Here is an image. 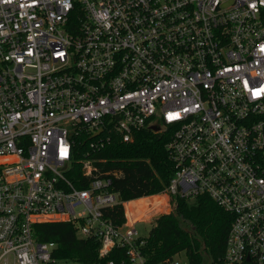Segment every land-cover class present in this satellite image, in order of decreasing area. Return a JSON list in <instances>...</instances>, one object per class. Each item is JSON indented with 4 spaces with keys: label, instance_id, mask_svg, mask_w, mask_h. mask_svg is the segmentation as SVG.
<instances>
[{
    "label": "built area",
    "instance_id": "obj_1",
    "mask_svg": "<svg viewBox=\"0 0 264 264\" xmlns=\"http://www.w3.org/2000/svg\"><path fill=\"white\" fill-rule=\"evenodd\" d=\"M154 126L169 197L233 215L215 264H264V0H0V264L55 262L35 224L60 221L107 264H148L137 222L109 215L134 199L92 155Z\"/></svg>",
    "mask_w": 264,
    "mask_h": 264
},
{
    "label": "trees",
    "instance_id": "obj_2",
    "mask_svg": "<svg viewBox=\"0 0 264 264\" xmlns=\"http://www.w3.org/2000/svg\"><path fill=\"white\" fill-rule=\"evenodd\" d=\"M82 139L75 149L77 159L85 158L89 150L87 137L83 136ZM169 139L170 131L152 128L138 131L132 142H124L114 134L112 140L92 156L99 159L95 164L101 171H115L119 175L114 180L113 188L121 193L123 199L146 197L140 204L149 207L156 200L150 204L148 199H152L153 195H148L164 192L174 174L175 165L166 147ZM80 170L78 167V174ZM73 179L80 187L87 184L85 178ZM172 202L176 205V211L158 216L146 237L147 243L143 248L148 264L170 260L182 251L189 256L188 264L217 263L224 255L233 215L207 194L190 198L172 196ZM126 205L128 215L134 219L131 203ZM109 215L117 223L126 221L123 205L109 210ZM180 218L186 226L181 225ZM35 234L41 241L58 244L54 252L57 258L72 259L80 264L98 261L107 264V259L99 256V241L78 237L76 227L71 222L37 223ZM111 257L113 255L108 258Z\"/></svg>",
    "mask_w": 264,
    "mask_h": 264
},
{
    "label": "rangeland",
    "instance_id": "obj_3",
    "mask_svg": "<svg viewBox=\"0 0 264 264\" xmlns=\"http://www.w3.org/2000/svg\"><path fill=\"white\" fill-rule=\"evenodd\" d=\"M152 195H153L152 199H148L150 201V204H152L153 201L155 200L156 201L154 204L150 205L149 207H142L143 204L142 203L140 204L141 200H131L129 202L131 203V207L133 211L132 216L134 217V219L130 218V216L128 215L127 205L125 207V212L127 214V221L131 223L137 222L135 224V227L142 236H148L150 234V231L154 226L155 219L158 216L162 214L174 213L176 211L175 210L176 205L174 202H172V197H169V195L165 191L161 193H153L151 195H148V197H151ZM180 223L181 225L186 226L185 221L181 218H180ZM174 259L180 261L181 264H188L189 262V256L186 251L177 253L176 255H174ZM45 264H80V263L72 259L59 258L55 262H50ZM88 264H103V263L98 261Z\"/></svg>",
    "mask_w": 264,
    "mask_h": 264
},
{
    "label": "bare ground",
    "instance_id": "obj_4",
    "mask_svg": "<svg viewBox=\"0 0 264 264\" xmlns=\"http://www.w3.org/2000/svg\"><path fill=\"white\" fill-rule=\"evenodd\" d=\"M143 198H146V197H141V198H137V199H134V200H142Z\"/></svg>",
    "mask_w": 264,
    "mask_h": 264
},
{
    "label": "water",
    "instance_id": "obj_5",
    "mask_svg": "<svg viewBox=\"0 0 264 264\" xmlns=\"http://www.w3.org/2000/svg\"><path fill=\"white\" fill-rule=\"evenodd\" d=\"M152 129H153V130H158V127L154 126Z\"/></svg>",
    "mask_w": 264,
    "mask_h": 264
}]
</instances>
